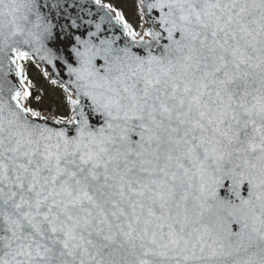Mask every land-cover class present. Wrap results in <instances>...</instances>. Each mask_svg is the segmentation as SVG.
Instances as JSON below:
<instances>
[{
	"label": "snow or ice",
	"instance_id": "obj_1",
	"mask_svg": "<svg viewBox=\"0 0 264 264\" xmlns=\"http://www.w3.org/2000/svg\"><path fill=\"white\" fill-rule=\"evenodd\" d=\"M90 2L131 41L75 37L52 126L25 62L87 4L0 0V264H264V0Z\"/></svg>",
	"mask_w": 264,
	"mask_h": 264
},
{
	"label": "water",
	"instance_id": "obj_2",
	"mask_svg": "<svg viewBox=\"0 0 264 264\" xmlns=\"http://www.w3.org/2000/svg\"><path fill=\"white\" fill-rule=\"evenodd\" d=\"M51 2V0H49ZM79 2H83L87 4L85 11L81 12L78 8H69L67 11L72 15L73 18L79 16L80 19L77 20V27L75 28H63L61 29V25H65L68 22L63 18L62 15L57 16L55 11L50 15L53 16V23L57 24L56 29L54 30L57 34V39L54 44L50 45L57 50V56L61 57L59 60L53 62V64L47 63V61L40 60L37 56L34 60H30L39 71L44 74L45 78L50 84H59L61 85L62 90L66 95V102L69 107L70 114L66 117L58 118L53 115L45 116L41 115L45 119L49 121L52 126L55 125L53 122L57 120H66L68 117L72 115V107L68 103V97L71 96L73 99H76L77 96L75 94V84L73 83L75 77L71 76L68 69V64H72L73 67L75 64V57L72 54V47L76 45L75 37L79 36L81 39H89L90 32H97L96 25H100V31L97 33L96 42H99V39L103 38H115L119 37L118 46L123 47L125 42H130L131 38L127 37L126 34L123 33L122 26L117 25L114 20L111 23L108 22L107 18L101 19V17L105 16V13L108 12L107 9L98 8L94 3H91L90 0H79ZM101 4H107L101 2ZM140 0H137V7L141 17V25L138 33L143 34V30L147 25L144 24V20L147 18L144 15L139 7ZM90 9V11H89ZM146 13L147 10L145 9ZM109 16L115 15L114 12L108 13ZM150 15L157 16L158 10H154ZM145 39H149L145 37ZM79 46V45H77ZM133 51H140L139 46H133ZM142 54V53H141ZM102 63V61H101ZM47 73V75H45ZM53 80L56 82L53 83ZM93 124H96L97 121L93 120Z\"/></svg>",
	"mask_w": 264,
	"mask_h": 264
},
{
	"label": "rangeland",
	"instance_id": "obj_3",
	"mask_svg": "<svg viewBox=\"0 0 264 264\" xmlns=\"http://www.w3.org/2000/svg\"><path fill=\"white\" fill-rule=\"evenodd\" d=\"M113 8L120 11L127 22L132 25L135 31H139L141 24L140 15L137 9V0H107ZM29 62H25L28 68V76L32 81V90L34 93L33 103L31 106L40 111L41 115H53L58 118L66 117L70 114L66 95L60 85L50 84L45 77L39 75ZM35 96H39V102H35Z\"/></svg>",
	"mask_w": 264,
	"mask_h": 264
},
{
	"label": "trees",
	"instance_id": "obj_4",
	"mask_svg": "<svg viewBox=\"0 0 264 264\" xmlns=\"http://www.w3.org/2000/svg\"><path fill=\"white\" fill-rule=\"evenodd\" d=\"M29 65H30L35 71L39 72L38 69H37V68H36L31 62H29ZM26 69H27V73H28L29 70H28V68H26ZM39 75L42 76V74H40V73H39Z\"/></svg>",
	"mask_w": 264,
	"mask_h": 264
},
{
	"label": "flooded vegetation",
	"instance_id": "obj_5",
	"mask_svg": "<svg viewBox=\"0 0 264 264\" xmlns=\"http://www.w3.org/2000/svg\"><path fill=\"white\" fill-rule=\"evenodd\" d=\"M101 1L107 2V0H101Z\"/></svg>",
	"mask_w": 264,
	"mask_h": 264
}]
</instances>
